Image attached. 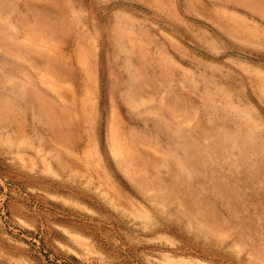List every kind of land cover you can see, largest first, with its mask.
Segmentation results:
<instances>
[{
    "label": "rangeland",
    "instance_id": "1",
    "mask_svg": "<svg viewBox=\"0 0 264 264\" xmlns=\"http://www.w3.org/2000/svg\"><path fill=\"white\" fill-rule=\"evenodd\" d=\"M0 264H264V0H0Z\"/></svg>",
    "mask_w": 264,
    "mask_h": 264
}]
</instances>
